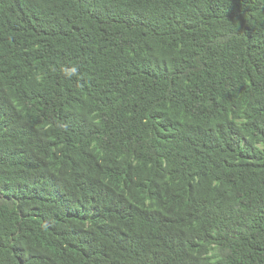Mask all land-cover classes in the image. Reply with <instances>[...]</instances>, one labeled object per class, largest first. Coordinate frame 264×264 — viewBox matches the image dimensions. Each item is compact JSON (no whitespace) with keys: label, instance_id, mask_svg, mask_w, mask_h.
<instances>
[{"label":"trees","instance_id":"trees-1","mask_svg":"<svg viewBox=\"0 0 264 264\" xmlns=\"http://www.w3.org/2000/svg\"><path fill=\"white\" fill-rule=\"evenodd\" d=\"M0 264H264V0H0Z\"/></svg>","mask_w":264,"mask_h":264},{"label":"clouds","instance_id":"clouds-1","mask_svg":"<svg viewBox=\"0 0 264 264\" xmlns=\"http://www.w3.org/2000/svg\"><path fill=\"white\" fill-rule=\"evenodd\" d=\"M71 72H72V73H76V72H77V68H76V67H73V68L71 69Z\"/></svg>","mask_w":264,"mask_h":264}]
</instances>
